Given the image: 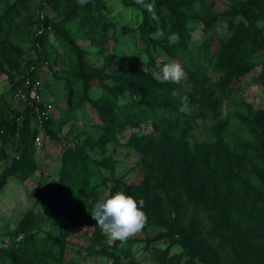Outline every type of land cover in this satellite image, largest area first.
Segmentation results:
<instances>
[{"label": "rangeland", "instance_id": "obj_1", "mask_svg": "<svg viewBox=\"0 0 264 264\" xmlns=\"http://www.w3.org/2000/svg\"><path fill=\"white\" fill-rule=\"evenodd\" d=\"M16 1L0 0V10L7 9V5ZM174 1L185 12L184 0ZM240 1L197 0L192 3L190 6L193 7L195 18L186 28L191 36L185 42L187 49L193 50V43L200 45L209 33L215 37L212 46L215 51L221 39L231 36L229 24L233 18L232 12ZM70 3L71 7L80 6L76 0H70ZM70 6L68 11L62 10L61 13L47 0H30L27 6L22 7L14 22L4 24L3 33H0V42L24 49L20 66L5 64L0 67V123H6L7 126L5 132H0V176L7 175L16 157L20 156L17 149L26 131V127L22 126L24 121L28 123L26 142L32 151V162L36 168L27 178L20 172L8 174L7 181L0 189V245L7 247L13 239L21 246L25 245L24 238L29 231L36 235L37 241L33 246L26 244L29 246L27 253H46L45 264H202L198 259L192 261L183 244V237L178 233L170 235V229L165 224L147 222L140 233L129 238L132 245L127 250L126 244L121 246L119 241H112L102 234L91 216L92 211L85 205L77 211L85 201V194L74 189V194H68L61 202L58 181L67 148L63 147V141L67 146L83 144L82 152L86 157L79 159L77 165L88 167L92 184L99 185L100 199L106 191L112 192L113 179L135 185L143 182L146 177L144 156L139 149L130 145L129 139L133 133L153 131L151 125L144 123L138 128L127 127L118 132L114 139L98 140L102 133V121L89 102L80 103L83 86L77 75V48L82 51L87 69L100 70L107 75L136 68L139 82L153 78L152 73L168 62L181 64L187 75L184 67L190 64L189 54L183 56L185 64L169 55H180L182 51L175 49L176 44L168 42L172 22L167 26L159 24L163 17L166 21L170 20L168 11L155 6L158 19H154L142 32L140 24L144 15L152 17V14L135 4V0H91L79 7L80 11H85L81 15L72 14ZM192 11L186 14L193 16ZM46 17L56 22L63 34H58L49 24L52 29L48 41L44 44L34 43L33 33L41 35L46 31L47 25L43 23ZM201 17L213 23L208 32ZM157 29L162 30L163 36L153 39L150 34ZM45 52H50L51 56L44 55ZM254 55L256 65L248 74L236 80L232 91L223 95L219 112L194 107L196 117L188 138L191 143L212 141L214 134L224 125L222 133L229 155L227 164L234 168L232 192L242 194L247 190L248 198L253 200L249 202L250 211H247L243 221L248 220L247 216L257 221L255 239L264 252V161L255 135V132H264V39L260 51ZM42 56L45 58L42 59ZM44 59L49 60L47 66L43 63ZM202 60L210 72L212 65L208 67L209 62L205 57ZM26 74L39 76L44 81V99L51 105V128H46L49 139L40 135L41 131L33 116L28 120L26 103L11 90L12 83L21 81ZM104 81L112 87L119 84L111 78ZM22 87L19 82L17 89ZM106 90L95 78L90 82L88 95L106 99L110 97V93H105ZM131 98L133 95L128 91L120 94L119 101L126 103ZM254 127L257 130H253ZM38 137L43 141L41 146L36 143ZM88 139L92 142H88ZM175 171L180 175L179 168ZM84 173H79L77 182L85 178ZM160 187L162 194H165L164 184L161 183ZM172 194L176 195L174 191ZM257 197L261 201H257ZM182 199L188 201L185 196ZM32 219L36 221L33 223ZM168 219H174L173 212L168 215ZM21 221H26L23 224L24 232L14 238ZM192 224L199 230V235L196 234L198 244L201 242L204 248H215L221 254L229 253L220 241L225 235L215 227V222L209 220L206 213L196 211L193 204L188 202L180 226L186 228ZM148 244L149 248H146ZM261 249L258 248V251L262 252ZM248 260L254 261V257L249 256Z\"/></svg>", "mask_w": 264, "mask_h": 264}, {"label": "trees", "instance_id": "obj_2", "mask_svg": "<svg viewBox=\"0 0 264 264\" xmlns=\"http://www.w3.org/2000/svg\"><path fill=\"white\" fill-rule=\"evenodd\" d=\"M195 1L197 0H184L183 3L186 5L184 12L178 2L155 0L157 8L169 12L170 20L166 21L163 17L159 24L167 26L172 22V33H178L180 36L175 49H181L182 54L171 53L169 55L185 64L183 56L189 54L190 64L184 67L187 72L185 79L179 84L160 83L154 77L139 82L136 79L138 74L136 68L115 71L107 75L100 70H90L89 68L88 70V64L84 63L82 51L78 47L77 65L79 71L77 75L83 86L80 103L87 101L96 109L102 121V133L99 141L114 139L118 132L124 131L127 127L138 128L144 123L152 126V132L143 134L136 132L129 139L130 145L139 149L144 156L145 179L140 185L127 184L118 178L113 179L111 180L113 194L117 190H122L127 195L134 196L137 201L143 199L145 201L143 211L147 214V222L149 224H165L170 229V235L178 233L182 236L184 242L183 239L181 242L188 254L191 255L193 262L198 259L202 264H264V252L255 239L254 230L257 221H254L250 216H247L248 220L243 221L247 211H250L249 202L253 200L248 198L247 190L242 194L232 192L234 181L232 171L234 168L227 164L229 155L225 135L222 133L224 125H221L220 131L214 134L212 141L191 143L188 138L192 121L196 117L194 107L199 106V108L219 112L223 95L232 91L236 80L248 74L256 65L254 54L260 51L264 39V0H242L234 6L233 18L229 24L232 34L221 39L215 51L212 50L215 37L209 33L204 42L200 45L193 43V50L189 51L185 42L189 38L191 39V36L187 33L186 28L191 19L195 18L193 7L190 6ZM29 2L30 0H18L12 5H7V9L0 10V33H3L4 24L8 21L14 22L20 15L22 7L27 6ZM47 2L61 13L62 10L68 11V6L71 5L70 0H47ZM147 2L150 3L151 0H147ZM79 7L76 5L71 7L72 14L80 13L81 15L82 12H85L84 10L80 11ZM190 10L193 16L186 14V12H191ZM201 18L204 20L206 32H208L213 23ZM153 20L149 15H144L140 24L142 32L146 31V28L154 22ZM43 23L47 26L50 24L58 34H63L57 23L49 17H46ZM50 32L51 30H46L41 35L34 32V43L44 44L47 42ZM0 45V67L5 64L11 67L20 66L23 62L24 49L6 45L2 41ZM175 52L178 53V51ZM45 53L44 55L51 56L50 52ZM203 57L209 62L208 67L212 65L213 69L211 68L210 72L205 67ZM95 78L107 89L105 93H110V97L100 99L88 95L90 82ZM106 78L114 79L119 84L112 87L104 81ZM22 80L19 81L20 84ZM19 82L12 83L11 90L13 92H16ZM174 89L180 91L179 97L171 95ZM128 91L133 95V98L126 103H120V94ZM184 96L188 98L189 114L179 111L182 105L181 97ZM26 108V115L30 120L33 113L29 105H26ZM26 122L24 121L22 125L26 127V131L23 132L17 149L20 156L16 157L8 174L16 175L17 172H20L23 177L27 178L35 172L36 168L35 163L32 162V151L26 142V138H28V123ZM6 127V123L1 122L0 132H5ZM46 128L49 130L51 128L50 118L45 121ZM262 128L264 131V126ZM253 130H257V127H254ZM255 135L259 141L258 149L264 161V132H255ZM88 142L92 141L88 139ZM67 145L63 141V147L67 148L62 159L58 181L61 188L60 200L62 202L68 194H74V189L79 190L80 194H85V201L77 211L81 210L83 205L92 211L91 207L99 199V185L98 183L92 184L86 165H77L79 159H82L83 156L86 157V154L82 152L83 144H78L76 147L71 146L72 144ZM176 168H179L180 175L176 173ZM80 172H85L86 176L77 182ZM8 174L0 176V189L7 181ZM161 183L165 186V194H162ZM173 191L176 195L172 194ZM183 196L187 197V202L183 201ZM258 198L256 200L261 201ZM188 202L193 204L196 211L206 213L209 220L215 222V227L225 236L228 235L227 239L223 236L220 241L229 253L221 254L215 248H204L201 242L198 244L196 234L199 235V230L193 224L186 228L180 226L186 214ZM172 212L174 219L170 220L168 215ZM31 221L34 223L36 219ZM24 223L26 221H21L17 225L14 238L24 232ZM214 234L216 235V233ZM35 241H37L36 235L28 231L24 238L25 245L21 246L14 239L7 247L0 245V264L47 263L46 253L36 252L32 255L27 253L29 246L26 244L29 243L33 246ZM131 241L129 239L126 243L127 250L132 245ZM146 248H149V244ZM258 248L262 252L258 251ZM249 256L254 257V261H249Z\"/></svg>", "mask_w": 264, "mask_h": 264}, {"label": "clouds", "instance_id": "obj_3", "mask_svg": "<svg viewBox=\"0 0 264 264\" xmlns=\"http://www.w3.org/2000/svg\"><path fill=\"white\" fill-rule=\"evenodd\" d=\"M77 4L83 6L91 2V0H76ZM136 4L141 5L152 14L153 19H158L155 15V0L147 2V0H135ZM153 39H159L163 36V32L157 29L155 33L150 34ZM180 36L178 33H171L168 36V42L171 45L179 43ZM154 79L160 83L170 82L179 84L186 78L183 66L176 62H168L159 66L158 71L152 73ZM173 97H179L180 91L172 90ZM182 105L180 112L189 114L187 96L181 97ZM145 201L137 199L132 195H127L122 190H117L113 194L106 191L104 195L95 202L91 213L92 218L96 221V225L100 228L103 235L112 241H119L124 246L128 239L140 233L147 224V214L143 211Z\"/></svg>", "mask_w": 264, "mask_h": 264}, {"label": "built area", "instance_id": "obj_4", "mask_svg": "<svg viewBox=\"0 0 264 264\" xmlns=\"http://www.w3.org/2000/svg\"><path fill=\"white\" fill-rule=\"evenodd\" d=\"M43 30H45V27L42 28V32ZM46 30H51V26H46ZM43 63L45 66H47L49 64V60L44 59ZM22 85H23L22 88L16 89L15 94L23 102H25L26 105L30 106L35 121L39 127V130L41 131L40 135L43 134L42 137L44 139H49L50 134L45 129V121L51 118L50 115L51 105L49 102L45 101L44 99V94H43L44 81L39 76L26 74L23 76ZM40 137L37 138L36 143L41 146L43 144V141Z\"/></svg>", "mask_w": 264, "mask_h": 264}]
</instances>
